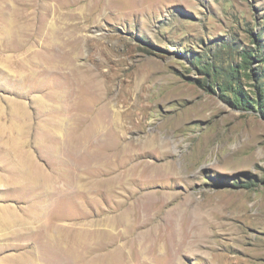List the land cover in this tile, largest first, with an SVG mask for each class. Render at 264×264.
I'll use <instances>...</instances> for the list:
<instances>
[{
    "label": "rangeland",
    "instance_id": "374dc122",
    "mask_svg": "<svg viewBox=\"0 0 264 264\" xmlns=\"http://www.w3.org/2000/svg\"><path fill=\"white\" fill-rule=\"evenodd\" d=\"M0 264H264V0H0Z\"/></svg>",
    "mask_w": 264,
    "mask_h": 264
},
{
    "label": "bare ground",
    "instance_id": "6f19581e",
    "mask_svg": "<svg viewBox=\"0 0 264 264\" xmlns=\"http://www.w3.org/2000/svg\"><path fill=\"white\" fill-rule=\"evenodd\" d=\"M114 109V111H115V114L117 115V111H116V108H113ZM112 109V110H113ZM112 115H114V114H112ZM116 117H118V116H116ZM127 120V119H126ZM113 121V120H112ZM118 121V120H117ZM141 122L142 123H146L147 122V118H144V119H142L141 120ZM117 123V122H116ZM121 123H122V121H121ZM126 123V122H125ZM109 124V123H108ZM119 124V123H118ZM114 126H115V124H114ZM113 126V127H114ZM120 127V126H119ZM117 128V127H116ZM112 129H114V128H112ZM120 129V128H119ZM121 130V129H120ZM124 130V129H123ZM156 139L157 138H152L151 139V141H152V145H154V144H156ZM146 142V141H145ZM150 143V142H149ZM147 145V144H146ZM192 217V216H191ZM203 217V216H202ZM197 218V217H196ZM198 219V218H197ZM200 220V219H199ZM198 225V224H197ZM193 236V235H192ZM198 236V235H197ZM196 238V237H195ZM202 238V237H201ZM200 240V239H199ZM203 240V239H202ZM201 241V240H200ZM206 241V240H205ZM199 244V243H198ZM210 247V246H209ZM175 249V248H174ZM211 249H214L215 250V247H211ZM206 257H208L209 258V260H214V259H216V257H217V254L216 253H214V252H207L206 253Z\"/></svg>",
    "mask_w": 264,
    "mask_h": 264
}]
</instances>
